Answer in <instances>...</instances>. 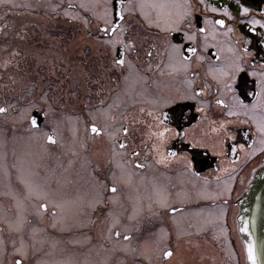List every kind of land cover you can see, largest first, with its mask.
<instances>
[{"label":"flooded vegetation","instance_id":"1","mask_svg":"<svg viewBox=\"0 0 264 264\" xmlns=\"http://www.w3.org/2000/svg\"><path fill=\"white\" fill-rule=\"evenodd\" d=\"M84 2L43 0L19 9L0 1V114L48 96L50 78L63 90L72 78V95L60 92L59 105L82 117L88 141L115 150V159L139 177L154 172L167 181L166 205L154 200L170 237L177 235L176 215L223 205L235 264H249L234 200L264 165V0ZM11 71L28 78L21 93L30 97L26 102L11 86ZM34 110L46 112L35 104L29 117ZM110 176L106 172L109 191L121 190L127 199L128 184L117 189ZM204 181L230 184L228 195L179 200L181 188L191 192ZM8 249L11 261L0 264H44L18 246Z\"/></svg>","mask_w":264,"mask_h":264},{"label":"rangeland","instance_id":"2","mask_svg":"<svg viewBox=\"0 0 264 264\" xmlns=\"http://www.w3.org/2000/svg\"><path fill=\"white\" fill-rule=\"evenodd\" d=\"M0 1L19 9L43 4V0ZM90 2L93 0L84 3ZM42 58L44 55H40ZM8 78L15 81L11 86L26 102L30 97L21 93L28 78L14 71ZM69 80L63 90L57 88L60 83L56 79L50 78L48 96L32 101L31 106L45 105L44 128L30 130L28 103L15 114H0V260L10 262L8 247L18 246L17 250L37 255L44 264H235L223 222L224 206L204 204L199 210L176 215L177 235L170 237L168 224L159 218L154 200H159V206L166 205L167 181L154 172L139 177L115 159V150L88 141L80 127L82 117L75 116L71 107L59 105L60 92L65 99L72 95L73 79ZM103 113L109 114L108 110ZM11 124H15L13 133ZM46 128L54 131L56 143L44 142ZM109 154L112 160L107 162ZM121 168L123 173L119 172ZM106 172L115 178L111 181L117 189L128 184L127 199L121 190L109 191ZM229 187L204 181V186L191 192L181 188L178 194L183 196L179 194V200L228 195ZM147 211L151 219L157 218L148 221ZM198 232H204V237ZM191 233L196 235L187 236ZM167 248L169 256L164 252Z\"/></svg>","mask_w":264,"mask_h":264},{"label":"water","instance_id":"3","mask_svg":"<svg viewBox=\"0 0 264 264\" xmlns=\"http://www.w3.org/2000/svg\"><path fill=\"white\" fill-rule=\"evenodd\" d=\"M33 119L37 121L35 126H40L43 124L44 114L35 112ZM48 140H55L52 132ZM237 204L240 208L238 229L248 261L250 264H264V165L254 172L249 188L237 199Z\"/></svg>","mask_w":264,"mask_h":264},{"label":"snow or ice","instance_id":"4","mask_svg":"<svg viewBox=\"0 0 264 264\" xmlns=\"http://www.w3.org/2000/svg\"><path fill=\"white\" fill-rule=\"evenodd\" d=\"M247 11H248V9L244 8V12H247ZM219 23L223 24V21H219ZM256 23H259V21H257ZM193 51H194V49H193ZM120 62L122 63V61H120ZM0 111H4V109H0ZM32 123H33V125H35L37 123L36 119H33ZM93 131H96V129L93 128ZM49 139H51V137H49ZM113 191H115V189H113ZM165 255L169 256V255H171V253L170 252H166Z\"/></svg>","mask_w":264,"mask_h":264}]
</instances>
